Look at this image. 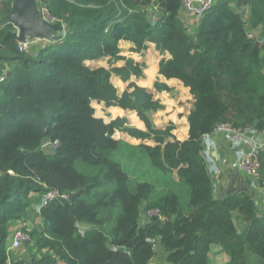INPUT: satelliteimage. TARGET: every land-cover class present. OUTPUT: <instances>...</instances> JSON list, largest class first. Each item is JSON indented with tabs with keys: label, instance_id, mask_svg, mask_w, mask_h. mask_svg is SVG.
<instances>
[{
	"label": "trees",
	"instance_id": "trees-1",
	"mask_svg": "<svg viewBox=\"0 0 264 264\" xmlns=\"http://www.w3.org/2000/svg\"><path fill=\"white\" fill-rule=\"evenodd\" d=\"M11 2L0 0V18ZM37 6L61 25L55 39L24 49L14 24L0 25V264H154L161 249L167 264H212V246L228 256L225 264H264V205L242 187L217 196L202 153L203 135L221 122L264 133V0H215L199 19H184L182 0ZM122 40L132 51L152 42L169 54L158 73L179 79L194 99L185 140L172 125H154L164 106L153 91L130 81L118 93L111 76L126 82L143 68L120 54ZM100 59L109 67L86 63ZM93 102L134 111L145 129L125 117L105 122ZM116 131L140 142L115 138ZM130 152L170 178L160 184L164 193L131 180ZM257 158L264 189V147ZM50 191L58 195L43 203ZM150 208L164 220L141 222ZM18 226L27 238L13 251Z\"/></svg>",
	"mask_w": 264,
	"mask_h": 264
},
{
	"label": "crops",
	"instance_id": "crops-1",
	"mask_svg": "<svg viewBox=\"0 0 264 264\" xmlns=\"http://www.w3.org/2000/svg\"><path fill=\"white\" fill-rule=\"evenodd\" d=\"M183 17L185 19V12ZM119 46L121 49V55L132 58L135 62L142 64L143 68L140 77L136 78L134 75H131L130 79L126 82L122 81L118 76L112 75L111 81L116 87L118 93L123 92L130 81L135 82L138 86L153 91L154 97L164 106L163 109L156 111L152 115L154 125L158 128L172 125L171 132L176 139L180 141L185 140L189 135L187 115L192 107L194 99L189 91V87L184 86L179 79H167L158 73L160 59L163 57L168 58L169 54L167 52L164 54L160 53L152 42H148L147 48L141 52L132 51V43L125 40L120 41ZM124 47L128 48L125 50ZM86 63L91 66L109 67L106 59L87 60ZM123 64L124 61L120 60L114 65L121 66ZM155 81L165 83L172 90L170 92H167L166 90H154L153 85ZM93 107L95 115L102 118L105 122H109L116 117H125L130 120V123L127 121L128 124L142 130L145 129L144 123L138 118L134 111L125 110L118 106H105L103 103L96 102H93ZM167 120L171 121V124L162 125L161 122ZM117 132L119 133L120 131ZM252 135L257 141L264 144V136L262 134L256 133ZM124 137L123 140L133 145L140 142V140L127 133ZM147 143L150 144L149 142ZM203 146L208 149V159L206 160L208 167L215 170L214 193L217 196L225 195L226 181L234 179L236 181L234 187H242L247 191H250L260 207H263L264 189L258 184L257 178L244 171H237L230 167L231 162L236 160V158L246 150L245 143L238 142L232 144L223 133L214 132L203 140ZM235 219L236 223L241 226L242 221L237 214H235ZM210 256L212 264H225L228 260V256L219 251L218 246H212Z\"/></svg>",
	"mask_w": 264,
	"mask_h": 264
},
{
	"label": "built area",
	"instance_id": "built-area-1",
	"mask_svg": "<svg viewBox=\"0 0 264 264\" xmlns=\"http://www.w3.org/2000/svg\"><path fill=\"white\" fill-rule=\"evenodd\" d=\"M215 0H182V7L185 11L187 17L192 19H199L203 13L208 10L214 3ZM41 15L45 20L50 23H57V18L52 16L46 8L40 10ZM42 39L40 38H25L24 40L19 39V47L27 49V47L38 43ZM214 132H221L225 137L232 143L236 144L238 142H244L246 146L249 147L245 152L239 155L236 160L231 162L230 167L235 170H241L254 176L255 178L259 177V168L260 164L257 158L258 151L260 148L264 147V144H261L257 141L252 134H256L253 130L243 129L241 127H236L228 122L218 123L211 132L205 133L203 135V140ZM264 136V133H261ZM57 143L54 142L53 145ZM204 158L208 159V150L203 148L202 150ZM214 174V173H213ZM215 176V174H214ZM57 191L46 192L42 195V202L45 203L48 199L57 196ZM152 210L153 218L163 219V215L159 212L158 208H150ZM149 211V209H147ZM147 217H151L148 213H145ZM13 238L11 242V247L13 249L17 248L23 239L27 238V235L22 231L20 226L14 228ZM156 242V241H155ZM156 248V243L154 244Z\"/></svg>",
	"mask_w": 264,
	"mask_h": 264
},
{
	"label": "water",
	"instance_id": "water-1",
	"mask_svg": "<svg viewBox=\"0 0 264 264\" xmlns=\"http://www.w3.org/2000/svg\"><path fill=\"white\" fill-rule=\"evenodd\" d=\"M8 22L14 24L20 40L25 38L53 40L56 38V32L62 28L58 23H50L43 18L37 6V0H12L10 9L0 18V25ZM235 182L234 179L226 181L225 194L236 189Z\"/></svg>",
	"mask_w": 264,
	"mask_h": 264
},
{
	"label": "rangeland",
	"instance_id": "rangeland-1",
	"mask_svg": "<svg viewBox=\"0 0 264 264\" xmlns=\"http://www.w3.org/2000/svg\"><path fill=\"white\" fill-rule=\"evenodd\" d=\"M259 32H260V30L256 29V30L253 31L252 34H253V36H256V35L258 36ZM261 41H264V40H261ZM36 45H37V43L34 46H36ZM34 46L28 48V50H30ZM127 48L128 47H124L125 50ZM171 90H169L167 92H170ZM106 117H108V116H106ZM127 121H129V123H130V120L127 119ZM161 123H162V125H166V124H171V121L167 120V121H163ZM236 127H239V126H236ZM124 135L126 136V133H121V132L118 133L116 131L115 134H114V137L123 139V138H125ZM151 142H152V140L149 141L150 144H151ZM46 148H47V145L45 146V149ZM204 148H206V147H204ZM247 149H249L248 146H246V150ZM245 151H243V152H245ZM130 153H131V155L129 156V161L127 163L129 164V162H130V160L132 158H134V161L131 164H129V165L126 164V170L129 171L131 180H133L134 183L137 182V181H141V180L150 181V183H153V184L156 185V193L154 195H157V194L161 193L162 191L164 193L165 192V187L162 188V186L160 184H162L164 186V183L167 181V179H170V178H162L160 173H159V171L157 169L151 167V164L149 163V160H148L147 157H145V156L143 157L141 154L138 155V152H135V153L134 152H130ZM209 169L215 174V170L214 169H211L210 167H209ZM238 171H241V170H238ZM173 180H175V179H173ZM145 213H148L153 218L152 210L149 209V211H147V209L146 210L144 209V210H142L141 218H140V221L143 222V223L148 222L150 220L149 219L150 217H147L145 215ZM162 220H164V216H163ZM156 247H157V245H156ZM18 248L14 249L13 251H18ZM10 251H12V250H10ZM165 257L166 256L163 255V252H162V249H161L160 251L156 252L152 262L154 264H167V261L165 260ZM251 264H255L254 260H252Z\"/></svg>",
	"mask_w": 264,
	"mask_h": 264
},
{
	"label": "clouds",
	"instance_id": "clouds-1",
	"mask_svg": "<svg viewBox=\"0 0 264 264\" xmlns=\"http://www.w3.org/2000/svg\"><path fill=\"white\" fill-rule=\"evenodd\" d=\"M182 11L183 12H185L184 10H183V7H182ZM40 39H42V40H48V39H45V38H40ZM49 41V40H48ZM210 170V169H209ZM211 171V170H210ZM212 172V171H211ZM212 174H213V172H212ZM213 176H214V174H213ZM214 178H215V176H214ZM14 229V228H13Z\"/></svg>",
	"mask_w": 264,
	"mask_h": 264
}]
</instances>
